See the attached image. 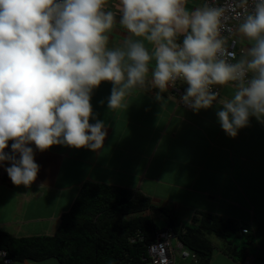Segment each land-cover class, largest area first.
<instances>
[{"label":"clouds","instance_id":"clouds-1","mask_svg":"<svg viewBox=\"0 0 264 264\" xmlns=\"http://www.w3.org/2000/svg\"><path fill=\"white\" fill-rule=\"evenodd\" d=\"M190 2L0 0V167L14 185L37 178L32 145L102 148L107 127L90 101L103 81L115 112L149 89L166 102L180 82L181 102L193 112L215 104L229 137L252 117L264 123V0H233L235 33L247 41L239 58L221 35L225 7Z\"/></svg>","mask_w":264,"mask_h":264},{"label":"crops","instance_id":"crops-1","mask_svg":"<svg viewBox=\"0 0 264 264\" xmlns=\"http://www.w3.org/2000/svg\"><path fill=\"white\" fill-rule=\"evenodd\" d=\"M202 2L191 0L188 7ZM114 35L123 38V30ZM238 40L240 57L247 41ZM111 88L110 81H103L90 101L107 127L102 148L53 145L41 152L32 145L40 168L28 187L14 185L0 167V230L18 238L53 235L83 184L94 181L139 191L187 225L203 222V212L226 222L227 238L205 231L214 247L209 264H264V123L252 117L236 137H229L216 120L215 104L193 112L170 89L162 94L166 102L157 101V90L149 89L115 112L107 107ZM230 93L222 86L221 97ZM156 214L154 219L165 226V216ZM11 264L60 263L50 258ZM176 264L197 263L180 259Z\"/></svg>","mask_w":264,"mask_h":264},{"label":"trees","instance_id":"trees-1","mask_svg":"<svg viewBox=\"0 0 264 264\" xmlns=\"http://www.w3.org/2000/svg\"><path fill=\"white\" fill-rule=\"evenodd\" d=\"M158 212L165 216V226L154 219ZM202 216L203 222L187 225L139 191L86 181L53 235L18 238L0 230V249L12 262L55 258L60 264H142L149 262L148 247L157 232L168 226L197 254V264H209L214 247L205 231L223 238L231 233L220 218Z\"/></svg>","mask_w":264,"mask_h":264},{"label":"built area","instance_id":"built-area-1","mask_svg":"<svg viewBox=\"0 0 264 264\" xmlns=\"http://www.w3.org/2000/svg\"><path fill=\"white\" fill-rule=\"evenodd\" d=\"M209 2L213 3L214 6L225 7V16L227 17V19L223 21L224 28L222 29L221 35L226 38L229 50L234 51L237 58H239V40L237 34L235 33L238 21L233 18L234 11L231 7L233 6V0H209ZM235 11H240V9L236 8ZM186 87V84L177 82V85L175 87L170 88L177 101L181 104L183 103L181 102L180 97ZM216 88L221 93L222 86H216ZM11 143L12 141H9V148L5 149L6 152L10 151ZM247 230L248 229H243V232H247ZM174 238H177V236L171 227H163L157 232L155 240L148 247V259L151 264H176L179 256L181 259H190L193 262H198L197 254L193 250L189 249L178 238L177 244L174 245ZM132 241H135V238H132ZM0 261L3 264L12 263V259L8 256L7 251L4 249H0Z\"/></svg>","mask_w":264,"mask_h":264},{"label":"rangeland","instance_id":"rangeland-1","mask_svg":"<svg viewBox=\"0 0 264 264\" xmlns=\"http://www.w3.org/2000/svg\"><path fill=\"white\" fill-rule=\"evenodd\" d=\"M148 213H150V212H148ZM147 213V214H148ZM156 219L161 223V224H164V222H163V219L162 218H160L157 214H156ZM213 238V241H217V240H219L217 237H215V236H213L212 237ZM177 242H178V240H177V238H174V240H173V244L174 245H176L177 244ZM180 256L178 257V260L180 261Z\"/></svg>","mask_w":264,"mask_h":264}]
</instances>
